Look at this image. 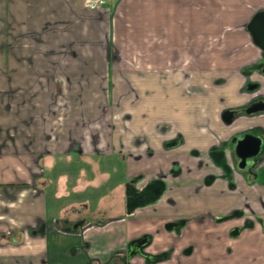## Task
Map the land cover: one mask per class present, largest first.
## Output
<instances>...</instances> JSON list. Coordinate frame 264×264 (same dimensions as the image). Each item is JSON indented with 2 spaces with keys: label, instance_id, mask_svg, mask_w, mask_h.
I'll list each match as a JSON object with an SVG mask.
<instances>
[{
  "label": "crops",
  "instance_id": "obj_1",
  "mask_svg": "<svg viewBox=\"0 0 264 264\" xmlns=\"http://www.w3.org/2000/svg\"><path fill=\"white\" fill-rule=\"evenodd\" d=\"M84 1L0 0V264H264V175L222 149L251 129L264 165V112L222 121L264 96V0ZM131 158L181 173L130 206Z\"/></svg>",
  "mask_w": 264,
  "mask_h": 264
},
{
  "label": "flooded vegetation",
  "instance_id": "obj_2",
  "mask_svg": "<svg viewBox=\"0 0 264 264\" xmlns=\"http://www.w3.org/2000/svg\"><path fill=\"white\" fill-rule=\"evenodd\" d=\"M248 79L246 86H245V91L252 93L255 92L259 85L255 80H252L251 78V74H247ZM259 99H263L264 100V96H256L253 99H251L250 101H248L245 105H243L242 107H238V108H226L223 110L222 115L224 113L225 110H233L235 111L233 114V118L230 122H225L223 120L222 117V121L226 124H230L235 118H237L240 115H244V116H251L254 114H258L260 112H256V113H252V114H247L244 112V108L248 107L250 104H252L253 102L259 100ZM246 133H251L252 135L260 138V140L262 139L260 137V135H258V133L252 131L251 129H245L237 134L232 135L229 140L227 142H225L224 144H222V149L224 151L225 147L229 149V152L233 158L234 163L231 164V166H227V171L228 174L231 176L232 174H240V175H244L245 177L248 178H252V177H256L257 175H259L260 177H262L264 175V165H262L261 162V154H262V149H263V140H261V145H260V149L259 152L251 157L246 158V163L244 167H240V162L241 159L235 154V145L237 143L238 140L241 139V136L243 134ZM175 140H171L170 142H166V147H170L171 143H173ZM176 142V141H175ZM174 142V143H175ZM226 145V146H224ZM221 152L219 150H213V156L216 158L221 157ZM226 166V165H225ZM162 178H151L149 180L146 181H142V182H134L133 186L129 185V187L127 188V191H131L133 192V196L131 198L128 199V195H127V199L129 201L130 206L141 202L144 203L152 198L155 197V195L159 192L160 189V185L163 183V181L161 180ZM140 185V190H137L136 187H134L135 185ZM142 238H146V244L142 247V249L147 245L149 238L148 237H142ZM141 238V239H142ZM133 256V255H132Z\"/></svg>",
  "mask_w": 264,
  "mask_h": 264
},
{
  "label": "water",
  "instance_id": "obj_3",
  "mask_svg": "<svg viewBox=\"0 0 264 264\" xmlns=\"http://www.w3.org/2000/svg\"><path fill=\"white\" fill-rule=\"evenodd\" d=\"M253 43L264 52V10L256 12L246 25ZM260 73L264 76V66L261 68ZM233 110H225L222 117L225 122H230L233 118ZM244 112L252 114L256 112H264V100L259 99L248 107L244 108ZM261 145L260 138L246 133L241 136L235 145V154L241 159L240 167H244L246 158L256 155L259 152ZM147 239L142 238L134 241L130 245L129 255H136L140 252L142 247L146 244Z\"/></svg>",
  "mask_w": 264,
  "mask_h": 264
},
{
  "label": "rangeland",
  "instance_id": "obj_4",
  "mask_svg": "<svg viewBox=\"0 0 264 264\" xmlns=\"http://www.w3.org/2000/svg\"><path fill=\"white\" fill-rule=\"evenodd\" d=\"M170 158H177V156H172L166 154L161 155L159 154V158L161 159V164H166L165 161L169 160ZM123 160L126 161V159H124L123 157L119 156V155H112V165L113 163H115L114 167H116V170L112 172V183L122 180V176H123ZM130 162L133 163L134 165V175L131 176V180L134 182H142L147 175H156V177L158 176H164V179H166L167 177H171V178H175L176 176L180 175L181 171L179 170V168L177 166H174V164H170L167 168L164 165H157V164H153L152 166L145 164H142V161H135L134 159H130L128 160ZM127 162V161H126ZM129 179V180H130Z\"/></svg>",
  "mask_w": 264,
  "mask_h": 264
},
{
  "label": "built area",
  "instance_id": "obj_5",
  "mask_svg": "<svg viewBox=\"0 0 264 264\" xmlns=\"http://www.w3.org/2000/svg\"><path fill=\"white\" fill-rule=\"evenodd\" d=\"M108 0H85L84 5L89 9H99L106 6Z\"/></svg>",
  "mask_w": 264,
  "mask_h": 264
},
{
  "label": "trees",
  "instance_id": "obj_6",
  "mask_svg": "<svg viewBox=\"0 0 264 264\" xmlns=\"http://www.w3.org/2000/svg\"><path fill=\"white\" fill-rule=\"evenodd\" d=\"M127 195H128V199H129V198H131L133 196V192H131V191L128 190L127 191Z\"/></svg>",
  "mask_w": 264,
  "mask_h": 264
}]
</instances>
